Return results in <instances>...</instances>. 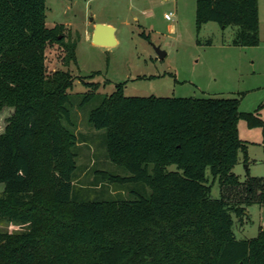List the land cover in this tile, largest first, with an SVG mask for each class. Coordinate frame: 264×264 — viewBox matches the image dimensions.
<instances>
[{
  "label": "trees",
  "instance_id": "16d2710c",
  "mask_svg": "<svg viewBox=\"0 0 264 264\" xmlns=\"http://www.w3.org/2000/svg\"><path fill=\"white\" fill-rule=\"evenodd\" d=\"M46 20L47 0H0V112L14 108L0 134V264H264V228L244 240L234 232V216L264 205V178L248 172L242 182L233 172L241 152L248 163L239 122L264 130V102L242 112L240 98L128 97L118 84L89 122L107 131L108 158L130 175H101L125 188L144 183L151 194L128 188L138 197L76 200L74 78L50 75L46 51L64 44L77 62V43L65 44V25ZM210 22L237 27L234 46L261 43L259 0H196L197 32ZM85 83L79 107L99 86Z\"/></svg>",
  "mask_w": 264,
  "mask_h": 264
},
{
  "label": "rangeland",
  "instance_id": "374dc122",
  "mask_svg": "<svg viewBox=\"0 0 264 264\" xmlns=\"http://www.w3.org/2000/svg\"><path fill=\"white\" fill-rule=\"evenodd\" d=\"M259 3L261 43L257 47H237L232 44L235 26L223 29L210 22L197 32L196 0H47V26L65 25L64 43H77V62L67 59L64 44L54 42L46 51L50 75L68 71L74 78L69 90L79 140L74 199L138 197L129 189L138 190L144 197L151 194L144 183L126 184L125 188L101 175L104 171L122 177L130 175L108 158L107 131L97 130L89 122L90 112L105 96L113 94L118 84L125 83L128 97L240 98L242 112H254L264 102V0ZM167 14H173V19H166ZM100 21L114 25L117 45L93 43V26ZM157 48L166 53L164 59ZM85 82L99 86L95 98L79 107L91 90ZM13 112L12 107L0 112V134ZM261 115L264 120V109ZM239 134L248 146V163L241 152L233 172L242 182L248 172L252 177L264 178L263 128H250L247 121L241 120ZM170 170L177 168L171 166ZM3 191L0 183V193ZM212 195L220 197L218 182ZM248 211L242 221L234 216V232L239 240L255 238L264 228V208L254 204ZM1 228L7 232L23 230L9 223H3Z\"/></svg>",
  "mask_w": 264,
  "mask_h": 264
},
{
  "label": "water",
  "instance_id": "95a60500",
  "mask_svg": "<svg viewBox=\"0 0 264 264\" xmlns=\"http://www.w3.org/2000/svg\"><path fill=\"white\" fill-rule=\"evenodd\" d=\"M62 38V36L60 37ZM93 43L99 46L112 47L117 45L116 28L106 23H95ZM159 57L164 59L166 53L160 48L156 49Z\"/></svg>",
  "mask_w": 264,
  "mask_h": 264
},
{
  "label": "crops",
  "instance_id": "0c3cea01",
  "mask_svg": "<svg viewBox=\"0 0 264 264\" xmlns=\"http://www.w3.org/2000/svg\"><path fill=\"white\" fill-rule=\"evenodd\" d=\"M260 4V3H259ZM100 22H102V23H106V24H109V25H112V26H114L112 23H110V22H105V21H100ZM100 22H98V23H100ZM207 25V24H206ZM205 26V25H204ZM203 26V27H204ZM95 28V23H94V26H93V29ZM172 29L174 30L175 29V26H172ZM203 29V28H202ZM93 34V33H92ZM262 208H264V205L262 206ZM249 212V211H248Z\"/></svg>",
  "mask_w": 264,
  "mask_h": 264
},
{
  "label": "built area",
  "instance_id": "2783aa9c",
  "mask_svg": "<svg viewBox=\"0 0 264 264\" xmlns=\"http://www.w3.org/2000/svg\"><path fill=\"white\" fill-rule=\"evenodd\" d=\"M166 19H168V20H172L173 19V14H170V15H166Z\"/></svg>",
  "mask_w": 264,
  "mask_h": 264
}]
</instances>
